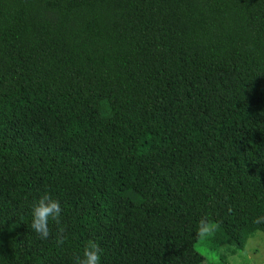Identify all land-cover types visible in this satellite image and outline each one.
Masks as SVG:
<instances>
[{"label": "trees", "instance_id": "1", "mask_svg": "<svg viewBox=\"0 0 264 264\" xmlns=\"http://www.w3.org/2000/svg\"><path fill=\"white\" fill-rule=\"evenodd\" d=\"M258 231L264 0H0V264L228 263Z\"/></svg>", "mask_w": 264, "mask_h": 264}, {"label": "clouds", "instance_id": "2", "mask_svg": "<svg viewBox=\"0 0 264 264\" xmlns=\"http://www.w3.org/2000/svg\"><path fill=\"white\" fill-rule=\"evenodd\" d=\"M62 208L60 202L53 199L50 194L45 193L39 198V201L32 207L31 228L38 234L39 238L48 239L51 234L49 228V219L60 224ZM64 229L59 228L57 243L63 245L64 237L62 235ZM102 249L99 244L92 240L83 249L82 255L75 256V264H101Z\"/></svg>", "mask_w": 264, "mask_h": 264}, {"label": "rangeland", "instance_id": "3", "mask_svg": "<svg viewBox=\"0 0 264 264\" xmlns=\"http://www.w3.org/2000/svg\"><path fill=\"white\" fill-rule=\"evenodd\" d=\"M155 171L154 167L146 166L140 169L138 175L144 183H147ZM206 248L207 249H199L204 253H209L207 255L208 260H215L216 253L211 252L208 247ZM227 261L228 263H223L219 260H215V264H264V232H256V234L247 241L245 249L235 256L228 257Z\"/></svg>", "mask_w": 264, "mask_h": 264}]
</instances>
